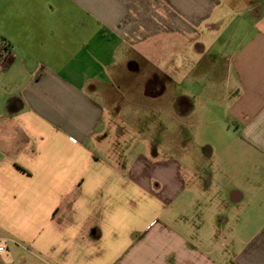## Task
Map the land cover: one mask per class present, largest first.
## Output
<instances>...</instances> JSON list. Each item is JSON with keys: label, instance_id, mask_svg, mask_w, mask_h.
Returning a JSON list of instances; mask_svg holds the SVG:
<instances>
[{"label": "crops", "instance_id": "0c3cea01", "mask_svg": "<svg viewBox=\"0 0 264 264\" xmlns=\"http://www.w3.org/2000/svg\"><path fill=\"white\" fill-rule=\"evenodd\" d=\"M0 39V264H264V226L219 212L241 189L120 130L140 105L150 129L219 126L264 176V0H0ZM178 45L196 64L160 73Z\"/></svg>", "mask_w": 264, "mask_h": 264}, {"label": "rangeland", "instance_id": "374dc122", "mask_svg": "<svg viewBox=\"0 0 264 264\" xmlns=\"http://www.w3.org/2000/svg\"><path fill=\"white\" fill-rule=\"evenodd\" d=\"M157 58H159V61L155 66L159 69L160 73L164 74L168 71L182 75L189 71L190 68H193L196 62V60L194 62L191 61V58L188 57V49L183 48L182 45H178L176 48L172 49V51L165 49L160 50ZM153 75L155 74L153 73ZM111 78L112 73L108 78L105 79L104 77L103 80H105V84L104 86L101 85L99 88L104 90L105 87H109L115 90V86L111 84ZM154 82L164 87L166 81L159 79ZM135 83L137 86L142 87L145 81L138 80L135 81ZM122 88H124V91L128 92L129 100L131 98L134 101L139 99V97L132 96L133 89H136L135 86L126 85ZM195 88L196 87L193 86L191 90H195ZM134 92L136 91L134 90ZM97 97L101 99L100 96ZM196 98L199 97L191 94V104L195 108H197L195 105L196 101H194ZM122 100H126V98L123 96L118 97L116 103L120 104ZM148 110L149 109H146L145 106L141 107L140 105L138 109L130 111V115H128L126 119L131 123L127 124V126L123 124L120 125V130L123 134L128 139L135 138L137 142L141 143L137 145L138 149L143 148L147 150L146 147H148L149 144L154 146L157 145L160 152L159 154H162L163 150L174 148L176 155L181 161H184L189 168H197V170L201 172L204 182L212 180V187L217 186L216 191L221 192L220 194L227 188L241 189L244 192L245 203L229 204L228 206L224 205L219 209V212L228 220V224L231 226L237 224L238 227H242L243 230L247 229L251 234L260 232V228L264 226V176H253L248 180L245 175L242 176V172H237L243 168L246 169V160H242L235 156L237 152V147L235 145L226 143L227 139L218 136V131H220L219 126L216 128L217 133L211 135H205V129L196 125L185 130L181 125L176 126V124L173 126L163 125L159 128L150 129L147 125L151 119L156 117H154L155 111ZM157 115L160 122L165 123L166 120H168V116L165 113L159 112L158 114L156 113V116ZM184 133L185 138L183 137ZM212 136L215 138H212ZM207 147L213 151L212 156L208 158L205 157L204 151ZM138 149H136V151H138ZM196 154L200 155L201 161L196 160ZM188 157L190 160L187 159ZM243 230H240V233ZM1 258L5 264L8 263L5 258V252L1 253Z\"/></svg>", "mask_w": 264, "mask_h": 264}, {"label": "built area", "instance_id": "2783aa9c", "mask_svg": "<svg viewBox=\"0 0 264 264\" xmlns=\"http://www.w3.org/2000/svg\"><path fill=\"white\" fill-rule=\"evenodd\" d=\"M7 46L3 40L0 39V66L6 61L8 55ZM3 251V248L0 247V252Z\"/></svg>", "mask_w": 264, "mask_h": 264}]
</instances>
